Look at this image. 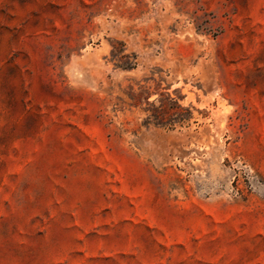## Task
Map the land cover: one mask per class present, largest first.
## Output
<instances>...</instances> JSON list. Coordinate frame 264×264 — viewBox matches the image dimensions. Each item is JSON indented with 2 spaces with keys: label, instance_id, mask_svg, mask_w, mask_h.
<instances>
[{
  "label": "rangeland",
  "instance_id": "obj_1",
  "mask_svg": "<svg viewBox=\"0 0 264 264\" xmlns=\"http://www.w3.org/2000/svg\"><path fill=\"white\" fill-rule=\"evenodd\" d=\"M0 264H264V0H0Z\"/></svg>",
  "mask_w": 264,
  "mask_h": 264
}]
</instances>
